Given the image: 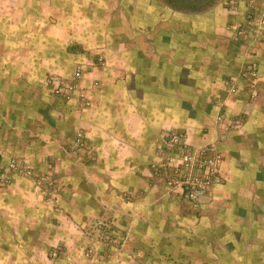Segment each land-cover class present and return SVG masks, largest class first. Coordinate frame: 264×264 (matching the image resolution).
<instances>
[{
    "label": "crops",
    "instance_id": "obj_1",
    "mask_svg": "<svg viewBox=\"0 0 264 264\" xmlns=\"http://www.w3.org/2000/svg\"><path fill=\"white\" fill-rule=\"evenodd\" d=\"M231 1L0 0V264H264V0ZM166 129L219 155L195 206Z\"/></svg>",
    "mask_w": 264,
    "mask_h": 264
},
{
    "label": "built area",
    "instance_id": "obj_2",
    "mask_svg": "<svg viewBox=\"0 0 264 264\" xmlns=\"http://www.w3.org/2000/svg\"><path fill=\"white\" fill-rule=\"evenodd\" d=\"M237 1L232 0L228 7L235 9ZM255 1L245 0L248 20L252 16ZM243 34L242 29L237 32V35ZM245 38H247L246 35ZM54 80L57 82L56 92H61L63 95L65 91L69 92L75 88L74 78H55ZM227 87L229 92L236 90L232 84ZM219 118L224 117L221 114ZM155 158L157 161L151 165L153 175L169 186L172 192L181 189L192 206H195L198 200L210 191L219 178V155L209 147L190 145L186 134L176 129H166L160 134L155 147ZM8 166L16 169L20 174L27 173L26 166L17 160L11 159Z\"/></svg>",
    "mask_w": 264,
    "mask_h": 264
},
{
    "label": "rangeland",
    "instance_id": "obj_3",
    "mask_svg": "<svg viewBox=\"0 0 264 264\" xmlns=\"http://www.w3.org/2000/svg\"><path fill=\"white\" fill-rule=\"evenodd\" d=\"M161 1L167 4L172 9V11H174V13L180 15V14L202 13L206 10L219 6L220 4L223 3L224 0H161ZM11 159H14V158H11ZM11 159H9L6 162V164L2 167V170L7 173H15L17 175H22L19 172H17L16 169H13L8 166V162ZM26 169L28 173L29 169L27 167ZM10 180H11L10 177L9 178H6L5 176L0 177V183L1 182L6 183ZM6 233H7L6 231L0 230V234H1L0 235V254L2 253V250L5 253V251L10 252L12 249L10 243H6L7 240L5 238L10 237L9 234L8 233L6 234ZM5 243L8 245H6Z\"/></svg>",
    "mask_w": 264,
    "mask_h": 264
}]
</instances>
